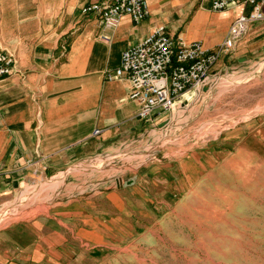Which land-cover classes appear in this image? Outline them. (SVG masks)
Instances as JSON below:
<instances>
[{
	"label": "rangeland",
	"instance_id": "374dc122",
	"mask_svg": "<svg viewBox=\"0 0 264 264\" xmlns=\"http://www.w3.org/2000/svg\"><path fill=\"white\" fill-rule=\"evenodd\" d=\"M216 72L208 91L188 92L116 152L19 182L0 199V218L9 213L0 228L82 206L100 221L99 237L81 241L70 233L59 250L66 264H264V54L239 61L233 52ZM238 127L240 139L224 153ZM224 158L232 167H222ZM146 170L155 183L145 202L129 196L128 183L140 192L137 178ZM164 172L173 175L153 176ZM119 190L128 194L127 202L116 199L120 208L105 194ZM52 258L41 264H58Z\"/></svg>",
	"mask_w": 264,
	"mask_h": 264
},
{
	"label": "crops",
	"instance_id": "0c3cea01",
	"mask_svg": "<svg viewBox=\"0 0 264 264\" xmlns=\"http://www.w3.org/2000/svg\"><path fill=\"white\" fill-rule=\"evenodd\" d=\"M99 1L106 0H0V44L18 60V71L0 79V199L21 181L53 178L76 163L116 152L148 131L138 103L129 98L131 81L105 77L107 70L119 67L128 46L163 25L173 38L201 41L214 49L234 20L252 10L250 5H233L214 11L212 0H148L150 13L142 22L125 15L117 27H105L98 18L81 13V7ZM234 52L239 61L264 54V19L250 24ZM228 57L220 59L215 70ZM225 139L224 153L240 139V128ZM221 161L225 169L232 167L228 159ZM169 174L153 176L163 179ZM137 179L140 192L134 191L137 183L131 180L129 196L134 198L135 192L146 202L149 182L155 178L146 170ZM171 182L174 194L181 183ZM105 194L119 208L124 205L116 199L128 201L122 190ZM77 209L0 228V264H41L52 262V257L58 264L68 263L59 250L68 246L70 233L81 241L99 237L100 221L82 212V206Z\"/></svg>",
	"mask_w": 264,
	"mask_h": 264
},
{
	"label": "built area",
	"instance_id": "2783aa9c",
	"mask_svg": "<svg viewBox=\"0 0 264 264\" xmlns=\"http://www.w3.org/2000/svg\"><path fill=\"white\" fill-rule=\"evenodd\" d=\"M233 5H250L252 10L234 20L225 40L216 48H205L201 41L185 43L182 38H173L162 25L140 42L128 46L122 52L119 67L107 70L105 77L128 78L129 98L138 103L139 117L153 122L173 110L188 92L213 85L219 60L233 54L252 22L264 19V0H212L211 3L214 11ZM81 13L98 18L105 27H117L125 15L140 23L150 11L148 0H106L81 7ZM17 65L15 54L0 44V79L17 72Z\"/></svg>",
	"mask_w": 264,
	"mask_h": 264
},
{
	"label": "bare ground",
	"instance_id": "6f19581e",
	"mask_svg": "<svg viewBox=\"0 0 264 264\" xmlns=\"http://www.w3.org/2000/svg\"><path fill=\"white\" fill-rule=\"evenodd\" d=\"M57 182V181H56ZM55 182V183H56ZM54 183V184H55ZM27 198H30V195L28 196V195H25V196H23L22 198H21V200L19 201V202H22V200H25V199H27ZM18 205V204H17ZM30 207V206H29ZM18 210V209H17ZM12 213V212H11ZM9 213L8 212H5V214H2V215H5L3 218L1 217L0 218V221H2L4 218H6L7 217V215H8Z\"/></svg>",
	"mask_w": 264,
	"mask_h": 264
},
{
	"label": "water",
	"instance_id": "95a60500",
	"mask_svg": "<svg viewBox=\"0 0 264 264\" xmlns=\"http://www.w3.org/2000/svg\"><path fill=\"white\" fill-rule=\"evenodd\" d=\"M209 88H210V85L209 84H206V85L203 86V90L204 91H208Z\"/></svg>",
	"mask_w": 264,
	"mask_h": 264
}]
</instances>
